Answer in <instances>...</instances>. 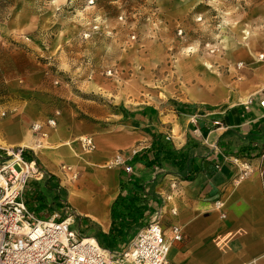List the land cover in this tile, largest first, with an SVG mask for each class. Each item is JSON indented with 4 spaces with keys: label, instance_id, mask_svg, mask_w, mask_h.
<instances>
[{
    "label": "rangeland",
    "instance_id": "374dc122",
    "mask_svg": "<svg viewBox=\"0 0 264 264\" xmlns=\"http://www.w3.org/2000/svg\"><path fill=\"white\" fill-rule=\"evenodd\" d=\"M89 1L0 0L1 138L12 141L8 123L19 130L26 125L51 147V157L62 141L47 140L44 127L60 126L76 136L77 156L88 154L96 135L127 125L121 114L129 108L161 112L186 99L200 83L181 76L178 61L185 57L213 66L215 88L264 91V72L231 62L221 44L225 37L238 40L244 28L264 46V0ZM33 107L40 114L35 120L26 113ZM6 152L0 146V155ZM67 172L69 180L76 175ZM71 229L79 231L77 224Z\"/></svg>",
    "mask_w": 264,
    "mask_h": 264
},
{
    "label": "crops",
    "instance_id": "0c3cea01",
    "mask_svg": "<svg viewBox=\"0 0 264 264\" xmlns=\"http://www.w3.org/2000/svg\"><path fill=\"white\" fill-rule=\"evenodd\" d=\"M198 86L167 111L129 108L121 114L127 125L116 129L126 138L95 144L75 162L64 157L63 144L75 143L76 136L59 131L55 139L62 144L44 158L47 164L31 150L38 179L28 181L24 204L39 220L69 218L81 237L116 256L128 251L142 228L158 222L168 236L171 227L182 229L183 240L172 244L169 264L264 261V111L259 105L264 91L221 87L219 94L209 95ZM231 91L248 98L231 99ZM158 139L173 149L159 155V167L152 162ZM67 170L76 172L77 182L69 180ZM105 179L108 187H102ZM72 187L85 210L70 201ZM92 189L99 191L97 198Z\"/></svg>",
    "mask_w": 264,
    "mask_h": 264
},
{
    "label": "built area",
    "instance_id": "2783aa9c",
    "mask_svg": "<svg viewBox=\"0 0 264 264\" xmlns=\"http://www.w3.org/2000/svg\"><path fill=\"white\" fill-rule=\"evenodd\" d=\"M259 105L264 111V96ZM84 144L92 146L91 140L85 139ZM260 162L264 166V153ZM36 168L24 159L23 149H7L0 155V264H169L172 244L183 240L180 227L173 226L168 236L158 222H151L138 232L125 254L116 256L72 230L69 218L37 219L23 201L28 181L38 179ZM131 170L124 168L126 173Z\"/></svg>",
    "mask_w": 264,
    "mask_h": 264
},
{
    "label": "bare ground",
    "instance_id": "6f19581e",
    "mask_svg": "<svg viewBox=\"0 0 264 264\" xmlns=\"http://www.w3.org/2000/svg\"><path fill=\"white\" fill-rule=\"evenodd\" d=\"M64 0H62L63 2ZM240 30V31H239ZM237 31V38L238 40H229V38H224L221 41L222 44V50L227 55V59L231 60V62H234L235 60H238V62H247L249 65L253 66L254 69H256L257 72H264V64L260 67V63L264 60V46L258 43V40H252V34L244 28H240ZM188 53H191L190 51H187ZM262 53V54H260ZM259 58H258V57ZM232 65V64H231ZM178 69L181 74V76L187 81L192 82L195 81L197 83H200L205 86L208 90H213L216 93L221 92V88H215L217 84V74L213 68V66L208 62H196L192 58H182L178 61ZM201 72V73H200ZM94 88L98 86V81H94ZM230 98L235 99L236 101H246L248 98L247 94L241 93L239 95L235 94L234 92H230ZM190 100H195V98H190ZM27 115L30 116L32 120L37 119L40 117V114L36 108H29L27 109ZM37 121V120H36ZM39 122V121H37ZM54 126L56 124H53ZM41 126L39 123L35 126L33 129L34 131H38ZM60 126L58 127H44V133L47 136V140L58 138ZM6 135L12 140V141H6L5 139L0 137V146L3 148H7L8 150H11L14 146L19 147H26L30 148L34 152H36L47 164V160L44 159L47 157V153L49 150H51V147H46L42 142L36 138V135H33V133L29 130V127L26 125H23L21 130H19L15 125L7 124L4 127ZM19 133V134H18ZM113 137L122 138L125 139L126 135L123 134L120 130H112L110 133L96 135L94 137L95 144L102 145L99 147H103V145L108 146L107 144H110V139ZM82 140V139H80ZM79 140V143H80ZM64 157L66 156L70 162H75L77 160V154H76V146H78V141H75V143H72L71 141H65L64 144ZM98 147V148H99ZM49 149V150H48ZM59 156V155H58ZM61 157V155H60ZM64 169V168H62ZM73 180H76L77 182V174L72 177ZM80 182V181H79ZM83 184V182H80ZM78 183H76L77 185ZM102 187H108L109 182L105 179L102 181ZM94 193V197L97 198L99 196V191L96 192L94 189H92ZM70 201L73 202L75 205L79 206L81 210L84 209V201L81 199V195L77 192L75 187L70 188ZM191 223L186 225L188 230L191 228Z\"/></svg>",
    "mask_w": 264,
    "mask_h": 264
},
{
    "label": "trees",
    "instance_id": "16d2710c",
    "mask_svg": "<svg viewBox=\"0 0 264 264\" xmlns=\"http://www.w3.org/2000/svg\"><path fill=\"white\" fill-rule=\"evenodd\" d=\"M157 142H159V143H158L159 148L157 149V147H156L155 154H154V158H153L152 162H154V163L156 164V166L159 167V166H160V161H159V159L161 158V157H159V155H161V153H162V152H165V151L171 152V151H173V149L171 148L170 145H168L167 143H163V142L160 141L159 139H158ZM152 149H153V148H152ZM31 153H32L31 150H24V151H23V157H24V159H26L28 162H34V163H36V164L38 165L36 158L33 157ZM168 158H171V157H169V156L167 155V157H166L165 159L168 160ZM174 163H176V162H172V164H174ZM36 164H35V165H36ZM176 164H177V163H176ZM37 165H36V166H37ZM172 174L177 175V176H179L180 178H182V179H186V180H189L190 177H191L190 174H187V175H186V174H182V173H180V172H172ZM43 179H44V178H43ZM113 206H115V203H114ZM103 247H105V246H103Z\"/></svg>",
    "mask_w": 264,
    "mask_h": 264
}]
</instances>
